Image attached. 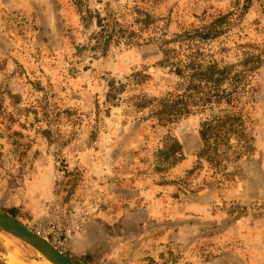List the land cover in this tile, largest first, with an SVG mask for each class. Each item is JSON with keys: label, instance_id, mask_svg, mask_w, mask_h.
<instances>
[{"label": "rangeland", "instance_id": "374dc122", "mask_svg": "<svg viewBox=\"0 0 264 264\" xmlns=\"http://www.w3.org/2000/svg\"><path fill=\"white\" fill-rule=\"evenodd\" d=\"M105 17L116 32L104 53ZM187 41L199 58L178 49ZM190 61L243 73L244 90L235 109L163 125L156 105L187 90ZM231 111L249 149L232 138L217 173L203 162L189 174L200 125ZM173 140L182 156L166 157ZM0 213L34 233L72 229L65 256L77 264H264V0H0Z\"/></svg>", "mask_w": 264, "mask_h": 264}, {"label": "trees", "instance_id": "16d2710c", "mask_svg": "<svg viewBox=\"0 0 264 264\" xmlns=\"http://www.w3.org/2000/svg\"><path fill=\"white\" fill-rule=\"evenodd\" d=\"M72 2L73 6H79V0H72ZM141 16L140 19H137V22L145 24L146 28L153 26L152 31L156 32L158 27L153 25L155 23L153 17L148 13H143ZM104 22L105 24H102ZM97 25L101 28L100 37L102 40L99 42V47L105 53L116 32L115 23L111 17H105L103 19L97 18ZM211 31L212 29L209 28L204 35L201 33V37L203 38L204 36L205 39L214 37V35H211ZM120 32L131 40L135 36V32L128 27H124ZM178 49L188 53L190 55L187 57L188 59L199 58L202 55L197 45L191 43V41L179 44ZM175 51L173 49V52ZM164 62L178 77H183L184 67L180 66L179 60L176 63L165 57ZM186 66L195 70V73L191 75L192 80L187 90L182 93L180 89H176L167 98L159 100L156 105L157 109L154 116L161 124L176 123L210 104L220 105L223 102H227L233 109L236 108L235 101L245 87V84L241 83L245 77L242 76L243 73H232L231 67L219 68L218 66H208L202 68L201 65V67L196 65L194 61H190ZM135 76L139 78V82L145 79V77L140 76V73H135ZM225 83L227 84L223 86ZM152 102L153 100L150 99L138 107H150L149 105ZM198 138L201 148L197 153V160L189 174L200 168L203 162H207L215 168V173H217L216 168L221 165L222 160L227 158V151L231 147L230 141L232 138L236 139L240 147L239 153H244L249 149V139L245 136V127L240 111H231L217 115L215 118L203 122L198 130ZM161 153H167L166 157L175 153H179L182 156L183 148L178 142L173 140L164 146ZM223 175L227 178L233 174L224 173Z\"/></svg>", "mask_w": 264, "mask_h": 264}, {"label": "water", "instance_id": "95a60500", "mask_svg": "<svg viewBox=\"0 0 264 264\" xmlns=\"http://www.w3.org/2000/svg\"><path fill=\"white\" fill-rule=\"evenodd\" d=\"M0 230L22 241L23 243L34 249L39 254V256H42L51 264H77L71 259H69L67 256H65L64 254H61L50 243L48 238L41 237L35 234L31 229L27 228L19 221L2 213H0ZM17 247L24 255L33 258L28 254H26L18 245ZM0 249L3 252L2 245H0ZM39 258L40 257L34 259H39ZM0 264H7L2 256H0Z\"/></svg>", "mask_w": 264, "mask_h": 264}, {"label": "bare ground", "instance_id": "6f19581e", "mask_svg": "<svg viewBox=\"0 0 264 264\" xmlns=\"http://www.w3.org/2000/svg\"><path fill=\"white\" fill-rule=\"evenodd\" d=\"M9 236L13 238V236ZM9 236L0 233V243L4 252L3 259L7 264H51L42 256L39 259H34L24 255L17 247V242L15 241V243Z\"/></svg>", "mask_w": 264, "mask_h": 264}, {"label": "built area", "instance_id": "2783aa9c", "mask_svg": "<svg viewBox=\"0 0 264 264\" xmlns=\"http://www.w3.org/2000/svg\"><path fill=\"white\" fill-rule=\"evenodd\" d=\"M72 231V229L62 231L59 227L52 225L51 222H49L46 226L39 224L35 228V234L51 238L50 242L52 245L64 255L67 253V247L69 245L68 238L71 237Z\"/></svg>", "mask_w": 264, "mask_h": 264}, {"label": "crops", "instance_id": "0c3cea01", "mask_svg": "<svg viewBox=\"0 0 264 264\" xmlns=\"http://www.w3.org/2000/svg\"><path fill=\"white\" fill-rule=\"evenodd\" d=\"M99 259H100V256L97 254V255H96V260H95L94 263H98V262H99ZM94 263H92V264H94Z\"/></svg>", "mask_w": 264, "mask_h": 264}, {"label": "flooded vegetation", "instance_id": "af4514ba", "mask_svg": "<svg viewBox=\"0 0 264 264\" xmlns=\"http://www.w3.org/2000/svg\"><path fill=\"white\" fill-rule=\"evenodd\" d=\"M15 239V238H14ZM16 240V239H15ZM17 241V240H16ZM18 242V241H17Z\"/></svg>", "mask_w": 264, "mask_h": 264}]
</instances>
